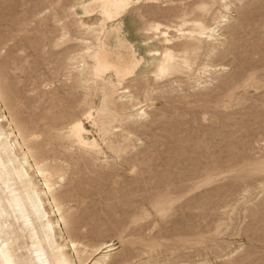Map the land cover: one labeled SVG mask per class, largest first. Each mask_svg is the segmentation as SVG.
<instances>
[{"label":"rangeland","instance_id":"obj_1","mask_svg":"<svg viewBox=\"0 0 264 264\" xmlns=\"http://www.w3.org/2000/svg\"><path fill=\"white\" fill-rule=\"evenodd\" d=\"M85 1L0 0V84L25 134L67 168L63 205L78 238L117 244L109 264H264V0L136 3L127 18L146 48L138 52L145 72L128 90L150 98V116L131 125L129 139L100 133L98 154L55 137L97 104L54 63L86 40ZM225 4L233 6L226 41L212 56L196 39ZM187 44H198L195 56L181 52ZM205 63L225 69L204 76ZM113 105L110 128L130 111Z\"/></svg>","mask_w":264,"mask_h":264},{"label":"bare ground","instance_id":"obj_2","mask_svg":"<svg viewBox=\"0 0 264 264\" xmlns=\"http://www.w3.org/2000/svg\"><path fill=\"white\" fill-rule=\"evenodd\" d=\"M139 1L80 2L78 9L84 21L78 27H83L81 34L86 40L79 42L82 47L78 54L66 52L63 60L54 62L56 69L65 65L70 88L97 98L96 106L55 133L58 141H67L80 153L98 154L102 147L100 133L111 134L112 129H118L117 134L124 138L134 137L131 125L150 116V98L141 102L128 90L130 84L138 82L133 76L145 72L141 68L143 56L138 52L146 48L132 36L136 19L127 18ZM232 8L225 4L216 22L198 31L201 37L196 41L210 45L212 56L225 44L222 31L230 22ZM199 50L198 44H187L181 52L193 57ZM153 69L151 66L147 71L152 73ZM220 69L225 66L217 69L205 63L202 75ZM8 101L10 95L0 84V113L19 148L17 151L0 122V264H109L119 247L111 241L88 244L78 238L79 222L63 205V197L70 192V188L62 189L68 179L67 168L48 161L46 145L38 137L25 134ZM113 103L130 111L120 125L110 128L106 120L117 116Z\"/></svg>","mask_w":264,"mask_h":264}]
</instances>
